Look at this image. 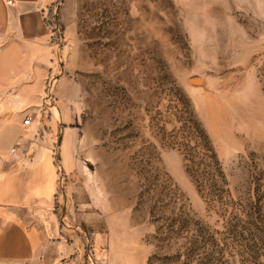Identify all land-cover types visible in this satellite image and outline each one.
I'll list each match as a JSON object with an SVG mask.
<instances>
[{"label":"rangeland","instance_id":"374dc122","mask_svg":"<svg viewBox=\"0 0 264 264\" xmlns=\"http://www.w3.org/2000/svg\"><path fill=\"white\" fill-rule=\"evenodd\" d=\"M46 19L42 86L0 95V169L49 162L84 264H264V0H57Z\"/></svg>","mask_w":264,"mask_h":264},{"label":"crops","instance_id":"0c3cea01","mask_svg":"<svg viewBox=\"0 0 264 264\" xmlns=\"http://www.w3.org/2000/svg\"><path fill=\"white\" fill-rule=\"evenodd\" d=\"M56 1L0 0V95L12 82L27 87L35 73L40 86L45 81L54 48L46 18ZM10 168L0 169V264H84L52 212L49 162L32 163L25 181L27 173L21 178Z\"/></svg>","mask_w":264,"mask_h":264},{"label":"built area","instance_id":"2783aa9c","mask_svg":"<svg viewBox=\"0 0 264 264\" xmlns=\"http://www.w3.org/2000/svg\"><path fill=\"white\" fill-rule=\"evenodd\" d=\"M7 2H8V3H11L12 0H7ZM24 123H25V124H29V123H30V119H29V118L25 119V120H24Z\"/></svg>","mask_w":264,"mask_h":264},{"label":"water","instance_id":"95a60500","mask_svg":"<svg viewBox=\"0 0 264 264\" xmlns=\"http://www.w3.org/2000/svg\"><path fill=\"white\" fill-rule=\"evenodd\" d=\"M192 82H197V81H193V80H192Z\"/></svg>","mask_w":264,"mask_h":264}]
</instances>
